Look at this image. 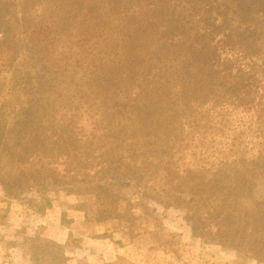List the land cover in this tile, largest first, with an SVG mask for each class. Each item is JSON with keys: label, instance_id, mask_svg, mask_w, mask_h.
Listing matches in <instances>:
<instances>
[{"label": "trees", "instance_id": "16d2710c", "mask_svg": "<svg viewBox=\"0 0 264 264\" xmlns=\"http://www.w3.org/2000/svg\"><path fill=\"white\" fill-rule=\"evenodd\" d=\"M261 65L264 0H0V91L12 82L2 108L18 111L0 125V187L10 198L35 190L39 212L49 191L92 193L87 214L130 229L125 187L191 213L182 134L223 128L231 106L252 105ZM227 159L211 166L224 190L200 206L204 230L262 257L264 200L255 214L241 206L221 180Z\"/></svg>", "mask_w": 264, "mask_h": 264}, {"label": "rangeland", "instance_id": "374dc122", "mask_svg": "<svg viewBox=\"0 0 264 264\" xmlns=\"http://www.w3.org/2000/svg\"><path fill=\"white\" fill-rule=\"evenodd\" d=\"M259 77L261 81L255 86L259 98L244 109L231 106L227 126H213L206 131L187 129L182 134L180 145L188 150L179 163L185 171L197 173L185 176L186 187L195 185L198 193L199 204L194 207L204 205L215 191L224 190L214 188L212 180L220 179L211 170L224 155L229 175L221 180L229 184L231 192L240 191L241 206L255 214V203L264 200V77ZM9 78L10 74L0 91V125L6 122V113L10 119L18 114L17 110L2 108L5 93H12L8 91L12 84ZM13 94L8 98L17 101L18 92ZM162 176L144 178L156 184L160 181L156 177ZM242 182L246 186L238 188ZM123 192L135 215L131 229L127 223L97 222L93 211L87 214L81 204L93 202L92 193L77 195L64 190L48 192L52 205L44 212L52 213L55 221L36 227L35 217L44 212L37 210L39 196L35 190L10 198L0 187V264H264V256L255 258L244 250L216 242L213 232L204 230L211 221L203 219L204 209L200 206L190 213L158 200L150 190L125 187ZM18 204L23 205L21 209ZM125 206L123 201L121 210ZM58 215L60 220L56 222ZM59 236H66L65 242Z\"/></svg>", "mask_w": 264, "mask_h": 264}, {"label": "crops", "instance_id": "0c3cea01", "mask_svg": "<svg viewBox=\"0 0 264 264\" xmlns=\"http://www.w3.org/2000/svg\"><path fill=\"white\" fill-rule=\"evenodd\" d=\"M13 205H14V203H13ZM17 205V204H16ZM23 205H20V204H18V207L21 209V207H22ZM38 217H35V219H36V221H37V224H36V227H37V225H43V224H48L49 222H51V221H55L54 220V217H52L53 216V214L52 213H50L49 211H47V212H44V213H38V215H37ZM21 219V218H20ZM56 222H59V220H60V215H58L57 217H56ZM66 236H59V239H60V241L61 242H65V240H66Z\"/></svg>", "mask_w": 264, "mask_h": 264}]
</instances>
